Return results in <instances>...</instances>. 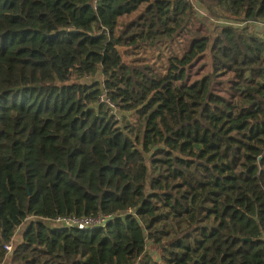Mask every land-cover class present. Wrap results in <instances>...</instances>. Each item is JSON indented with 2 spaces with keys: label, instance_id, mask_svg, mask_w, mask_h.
<instances>
[{
  "label": "trees",
  "instance_id": "trees-1",
  "mask_svg": "<svg viewBox=\"0 0 264 264\" xmlns=\"http://www.w3.org/2000/svg\"><path fill=\"white\" fill-rule=\"evenodd\" d=\"M195 1L181 80L193 3L0 0V264H264V0Z\"/></svg>",
  "mask_w": 264,
  "mask_h": 264
},
{
  "label": "built area",
  "instance_id": "built-area-1",
  "mask_svg": "<svg viewBox=\"0 0 264 264\" xmlns=\"http://www.w3.org/2000/svg\"><path fill=\"white\" fill-rule=\"evenodd\" d=\"M189 3H193L195 9L197 10V14L202 17L204 16L205 10L200 8V5L196 3L195 0H184ZM264 25V23H263ZM87 79H91V76H87ZM101 102H106L109 106L113 109V112L116 111L115 106L110 102L109 99L106 97V93H103L100 97ZM131 212V210H127L126 213ZM123 215V213L121 214ZM113 216H106V215H98L95 217H77V216H59L57 218L51 219L53 223L59 224L61 226H66L70 228H77V229H93L96 227L105 226L108 221L112 219ZM13 243L6 246V250L9 253L13 250ZM142 264V263H139Z\"/></svg>",
  "mask_w": 264,
  "mask_h": 264
},
{
  "label": "crops",
  "instance_id": "crops-1",
  "mask_svg": "<svg viewBox=\"0 0 264 264\" xmlns=\"http://www.w3.org/2000/svg\"><path fill=\"white\" fill-rule=\"evenodd\" d=\"M202 17H200L198 15L196 22H195L194 29L188 35V37L193 40V43H192V45L187 44V49H186L187 53H186V57H185V59H187V61L185 63L180 62L182 64L181 66H184L186 64H190L191 59H193L194 56H195V60H196V56L201 57L200 58L201 62H206L205 60H207V58H208L209 54L205 53V51H206L205 47L209 46V40H210L209 36L212 35L213 27H208L207 25L203 24L201 21ZM263 35H264V30H263ZM197 38H201V40H199L195 43V40ZM177 61H180V60H176L172 64V72L179 79L182 80L184 77L181 74H179L181 71H177V69L175 68L176 66L179 65ZM193 62L195 63L196 61H193ZM202 65L205 66L204 64H201L197 67V69Z\"/></svg>",
  "mask_w": 264,
  "mask_h": 264
},
{
  "label": "rangeland",
  "instance_id": "rangeland-1",
  "mask_svg": "<svg viewBox=\"0 0 264 264\" xmlns=\"http://www.w3.org/2000/svg\"><path fill=\"white\" fill-rule=\"evenodd\" d=\"M216 24H218V23H216ZM254 26V27H253ZM251 28L252 29H254V31L256 32V33H259V34H263V30H264V25H263V23H261V24H257V25H251ZM212 36L213 35H210L209 36V46H206L205 47V53H207V54H209L208 55V58H207V60H205L206 62H201V60H200V58L201 57H199V56H196V60H195V56H194V58L193 59H191V62H190V64H186V65H184V66H181L182 64L180 63V62H182V63H185L186 61H187V59H184V60H180V61H177L178 62V66H176L175 68L177 69V71H181L179 74H181L183 77H185L189 72L191 73V74H193L192 75V79L193 78H195L196 76H200V73L202 72V73H205L206 71H208L209 70V65H210V46H211V42H212ZM199 40H201V38H197L196 40H195V43L197 42V41H199ZM192 45V44H191ZM194 55V54H193ZM192 55V56H193ZM193 61H196L195 62V65L193 66V67H191V65L194 63ZM201 64H204V65H206V66H203L202 67V70H201V72L199 73V74H197V67L199 66V65H201ZM183 70V71H182ZM99 79H101L102 77L100 76V75H98L97 76ZM27 226V224H25V225H23L22 227H21V232L19 233V234H17V237L18 236H20L21 235V233L23 232V230L25 229V227ZM16 239V238H15ZM14 239V240H15ZM147 250H148V253H150L151 255H154V256H158V250H156V248H155V246L153 245V244H151V243H149L148 244V247H147ZM8 264H9V260H8Z\"/></svg>",
  "mask_w": 264,
  "mask_h": 264
}]
</instances>
